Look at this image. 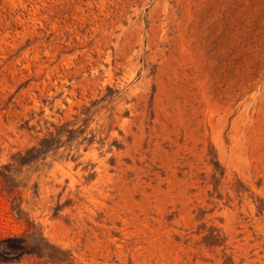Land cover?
Masks as SVG:
<instances>
[{
    "label": "rangeland",
    "instance_id": "rangeland-1",
    "mask_svg": "<svg viewBox=\"0 0 264 264\" xmlns=\"http://www.w3.org/2000/svg\"><path fill=\"white\" fill-rule=\"evenodd\" d=\"M0 264H264V0H0Z\"/></svg>",
    "mask_w": 264,
    "mask_h": 264
}]
</instances>
